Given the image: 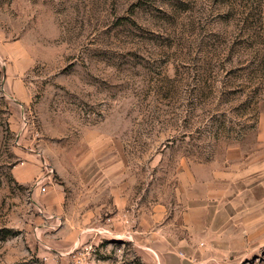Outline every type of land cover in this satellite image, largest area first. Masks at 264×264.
<instances>
[{"label":"rangeland","instance_id":"obj_1","mask_svg":"<svg viewBox=\"0 0 264 264\" xmlns=\"http://www.w3.org/2000/svg\"><path fill=\"white\" fill-rule=\"evenodd\" d=\"M0 39L34 60L25 105L0 63V264H141L108 233L115 192L133 229L157 205L178 221L221 174L264 164V0H0ZM26 155L51 181H15ZM188 234L205 253L190 243L187 264H264L263 228L226 258L218 236Z\"/></svg>","mask_w":264,"mask_h":264},{"label":"crops","instance_id":"obj_2","mask_svg":"<svg viewBox=\"0 0 264 264\" xmlns=\"http://www.w3.org/2000/svg\"><path fill=\"white\" fill-rule=\"evenodd\" d=\"M5 61L15 66L16 73L14 78H4L3 89L14 90L17 101L23 105L28 104L31 100L21 75L31 68L34 60L20 42L5 43L0 39V63L7 65ZM46 165L49 166L45 160L26 155V160L14 169L13 178L19 184L29 185L37 176L46 174ZM257 168L254 170L249 167L243 173L221 174L219 190L207 194L205 198L195 200L193 197L187 200L178 221L175 216L164 218L161 212L164 213L166 209L160 205L153 207L152 211H141L135 229L131 227L128 213H124L128 210L129 197L115 192L113 206L118 214L109 219L108 233L113 238L131 241L141 264H187L180 257L192 253L196 261L202 259L205 246L199 245V238L188 234L190 230H199L200 233L203 231L207 237L218 236L219 254L226 258L231 255L232 244L254 242L259 238L261 228L264 229V164L260 169ZM49 181L51 176L46 178V182ZM39 190L38 188L36 191ZM44 193L46 194L41 197V202L50 211L56 212L60 202L55 197L58 191L50 187L42 194ZM177 226L183 230L182 235V230L179 233ZM85 239L86 236L82 233L78 244H83ZM190 243L197 245L192 253L188 247ZM201 243L210 245V240L205 238Z\"/></svg>","mask_w":264,"mask_h":264},{"label":"built area","instance_id":"obj_3","mask_svg":"<svg viewBox=\"0 0 264 264\" xmlns=\"http://www.w3.org/2000/svg\"><path fill=\"white\" fill-rule=\"evenodd\" d=\"M45 168H46V174L42 175L39 179H37V181L35 183L36 187H38L42 183L46 182V178L50 177L52 174V169L49 166L46 165ZM45 189H46L45 187H40V190L42 192H45ZM85 249H87V248H85ZM80 255H81V257L78 258L77 263L78 264H86L85 260H84V253H81Z\"/></svg>","mask_w":264,"mask_h":264}]
</instances>
